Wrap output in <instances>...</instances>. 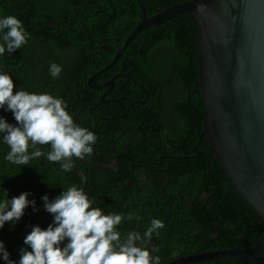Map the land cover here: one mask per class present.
Returning <instances> with one entry per match:
<instances>
[{
	"label": "trees",
	"instance_id": "obj_1",
	"mask_svg": "<svg viewBox=\"0 0 264 264\" xmlns=\"http://www.w3.org/2000/svg\"><path fill=\"white\" fill-rule=\"evenodd\" d=\"M182 1L0 0V18L16 16L29 33L26 45L0 56V72L12 77L13 94L23 90L62 98L74 121L96 134L95 153L112 149L115 140L107 137L117 125L113 118L119 108L130 109L137 121L129 135L130 144L122 145L118 139L119 166L108 170H88L90 165L77 158L70 172L44 157L28 166L16 165L5 159L10 149L0 134V201L7 198L5 190L8 199L28 192V199L36 201V211L30 205L19 222H6L0 229V240L17 264L20 249L28 247L24 238L33 226L46 229L53 222L41 197L47 194L54 199L74 184L95 187L97 197L114 207L112 212L104 210L105 214L125 215L116 229L122 236L128 231L143 235L153 218L162 220L165 227L159 235L153 234L148 245L161 264L198 252L252 246L261 238L264 220L231 186L209 140L201 138L206 106L191 15L179 13L144 27L107 68L144 14L151 17ZM53 63L62 67L56 78L50 73ZM0 117L17 123L11 111L0 109ZM155 133L162 140L158 146L156 138L157 147L174 166L170 173H162L166 180L158 188L155 180L152 186L143 177L151 174L121 167L152 152L155 144L150 136ZM99 199L97 207L103 208ZM129 213L134 217L130 221L126 218ZM136 221L139 227L132 225ZM152 248L158 251L151 252ZM0 264H7L2 256ZM188 264L253 262L222 258Z\"/></svg>",
	"mask_w": 264,
	"mask_h": 264
},
{
	"label": "clouds",
	"instance_id": "obj_2",
	"mask_svg": "<svg viewBox=\"0 0 264 264\" xmlns=\"http://www.w3.org/2000/svg\"><path fill=\"white\" fill-rule=\"evenodd\" d=\"M28 39L29 33L20 19L14 15L0 18V56L22 48ZM61 72V66L50 65L53 78ZM13 88L12 77L0 72V109L11 111L17 122L11 124L0 117V134L10 149L5 156L8 162L28 166L30 161L44 157L70 172L75 167L74 158L84 159L93 154L96 134L74 121L62 98L23 90L13 94ZM43 146L50 150L43 151ZM5 196L0 201V229L6 222H19L30 205L33 211L37 210L35 199H28V192L8 199L5 190ZM41 199L53 222L46 229L33 226L24 238L28 247L20 249L19 264H161L158 255L150 254L148 245L153 234L159 235L165 227L162 220L153 218L143 235L128 231L122 236L116 229L125 215L105 214L103 208L93 207L95 202L82 187L74 184L54 199L50 200L47 194ZM126 218L130 221L134 217L129 213ZM0 256L7 264H17L10 259L2 240Z\"/></svg>",
	"mask_w": 264,
	"mask_h": 264
},
{
	"label": "water",
	"instance_id": "obj_3",
	"mask_svg": "<svg viewBox=\"0 0 264 264\" xmlns=\"http://www.w3.org/2000/svg\"><path fill=\"white\" fill-rule=\"evenodd\" d=\"M179 13H189L196 28L206 106L201 138L209 140L231 186L264 220V0H184L144 14L107 68L140 30ZM222 258L260 264L264 232L255 245L198 252L168 264Z\"/></svg>",
	"mask_w": 264,
	"mask_h": 264
},
{
	"label": "flooded vegetation",
	"instance_id": "obj_4",
	"mask_svg": "<svg viewBox=\"0 0 264 264\" xmlns=\"http://www.w3.org/2000/svg\"><path fill=\"white\" fill-rule=\"evenodd\" d=\"M143 106V105H142ZM145 111L147 109H144ZM117 117H114V121L116 127L113 129V133H111L107 139L112 141L115 140V142L112 144V149H100L98 150L97 153L94 152L90 157H85L84 159H79L81 163H85L86 165H90L87 167V169H91L93 171L94 169L97 168H104L105 170L108 169H114L115 167L119 166V160L116 157L119 155V152L117 150V145H118V139L122 140L124 144L122 145H127L129 143V135L132 129H134V126L136 125V116L134 113L131 112L130 109L126 110H121L120 108L117 110ZM145 115L146 112H145ZM76 120L79 122L80 119L76 117ZM150 138L153 140V144H155V149L150 152L149 154H146L138 160H134V162L130 166H121L127 170H132L134 172H143L151 174L150 176L143 175V177L148 178L150 183L154 184L155 180V186L158 188L161 185H159V182H163L166 180L164 176H162V173H170L174 166L168 162L167 159L164 158V155L167 154L163 152L160 148L157 147V139L158 138V146L161 145L162 140L160 139L158 133L152 134ZM195 150V147L193 148ZM168 152V150H166ZM112 155V157L110 156ZM165 162V163H164ZM187 168H194L193 167H187ZM142 176V175H141ZM129 183V182H128ZM84 191L88 194L89 198L93 200L95 203L93 204V207H97V200L99 199L97 197V191L95 192V187L91 188H83ZM66 190V189H64ZM94 190V191H93ZM63 191V190H61ZM102 204H103V209L106 210L107 212H112L114 207L111 206L108 202H106L105 199H99ZM133 226L139 227V222H133Z\"/></svg>",
	"mask_w": 264,
	"mask_h": 264
}]
</instances>
